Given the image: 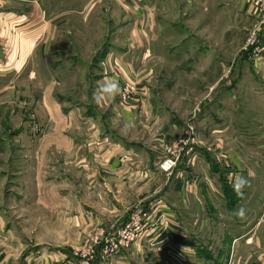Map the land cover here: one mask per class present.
<instances>
[{
  "label": "rangeland",
  "instance_id": "rangeland-1",
  "mask_svg": "<svg viewBox=\"0 0 264 264\" xmlns=\"http://www.w3.org/2000/svg\"><path fill=\"white\" fill-rule=\"evenodd\" d=\"M36 1L44 19L30 28L0 19V264H264V32H249L239 0H47L53 15L63 10L50 21L56 32H46V0ZM106 50L131 66L120 98L125 86L133 98L147 89V127L128 138L154 159L127 189L147 198L104 227L85 215L128 205L125 189L113 193L123 181L106 180L95 129L52 127L60 110L119 108L116 95L98 96ZM59 137L74 144L46 149ZM180 146L173 168L160 169ZM132 217L142 227L122 242Z\"/></svg>",
  "mask_w": 264,
  "mask_h": 264
},
{
  "label": "crops",
  "instance_id": "crops-1",
  "mask_svg": "<svg viewBox=\"0 0 264 264\" xmlns=\"http://www.w3.org/2000/svg\"><path fill=\"white\" fill-rule=\"evenodd\" d=\"M68 1H71L72 3L77 2V0ZM251 1L252 0H239L240 10H245L253 21L249 32H264V16H262V14L254 6H252ZM48 4L49 3L46 0V32H56V27L53 26L50 21L54 17L60 15L61 11L63 10L60 9L58 13L53 15L50 12V6H47ZM36 17L40 20L44 19V13L42 12L40 3L36 0H0V19L4 20L5 22L12 21L14 18L15 22L17 23V21H19L17 19H22V21H25L27 24L25 27L30 28L31 21ZM123 50V54L130 51L129 47L127 50L126 48ZM121 56L122 55L116 56L113 51H104L102 57L103 61L101 62V68L103 69V72L95 78L98 80V83L101 81L103 84L106 80H108L116 82L119 86V83L121 84L122 82H128L132 79L134 80L132 76H129L130 72L128 69L129 67L131 68L130 63L122 60ZM106 68H109L108 72ZM144 77L146 76L142 74L141 84L142 82L144 83L147 81V78ZM137 81H135V84H137ZM139 87L140 88L138 90L137 96L134 98L130 97L128 101H121L119 92L115 94L117 98L116 105L119 108H114L115 105H113V107L108 112L100 110L97 105L93 106L92 104L85 106L81 112L78 108H76L74 110L69 109L67 110L66 114H62L60 110V114L58 116L59 124H55L52 127V130L54 132H58L59 134H61L62 129L68 130L77 127L85 128L87 126L91 130L95 129V133H91L92 135L90 136V141L92 142L91 144H93V147L97 148V150L104 151L105 155L104 157H101V164L107 165V170H112L110 173L108 172L106 180L114 179L123 181L122 188H120V185H117L118 189H115L113 193H116L118 197L121 195L120 190L124 191L125 189L122 197L125 198V203L128 201V205L115 204L112 201L109 202L110 204L108 203L109 205L104 208V211H106L104 213L99 210H92L90 217L85 215V219L87 218L91 224L96 226L102 225L106 227L108 224L120 226L124 222L123 220L126 219L125 213H127L129 206H139L147 198V195H145L143 191L128 190L127 192V189L131 187V182L141 181L148 175L150 176V173L146 171L145 168L149 163L151 164L154 159V152L150 151H148L150 155L148 154L147 158L139 156L138 150H143L144 147H142L139 140H131L128 138V135H130V133L135 130L134 125H140L141 128L147 127L141 118H143V114L146 113L142 106L143 102L146 99L148 100V94L146 92L147 89L145 86L142 85ZM98 96L101 97L104 102L107 100L111 101L112 99V96H108L103 93H98ZM76 118L83 120L79 126L75 124ZM164 138V135H159L157 139H152L154 143H152L153 145L151 144L149 146V149L151 151L152 149H156L153 147L155 146V143L158 144V142H161L164 140ZM52 141L53 140H49L46 142V149L53 148V145L55 149L61 150L65 149L69 145L74 144L73 140L70 138L61 139V137H59L57 141ZM166 142L168 141L166 140ZM96 157L98 158L99 155ZM97 179H102V177L98 174ZM129 198H133V201H131ZM79 213L80 216L76 218V222L81 219L83 220L82 212L79 211ZM82 220L80 222H82ZM129 253L130 252L126 254L129 259H131ZM132 255L134 254L131 253V256Z\"/></svg>",
  "mask_w": 264,
  "mask_h": 264
},
{
  "label": "built area",
  "instance_id": "built-area-1",
  "mask_svg": "<svg viewBox=\"0 0 264 264\" xmlns=\"http://www.w3.org/2000/svg\"><path fill=\"white\" fill-rule=\"evenodd\" d=\"M253 5L262 14V16H264V0H254ZM132 91H133V88L131 86H125L121 92L122 100H126L127 98H129L130 95L132 94ZM173 150H174V152L169 153L168 156H166V158L162 161V163L160 165V169H162L165 172H167L173 168V166L176 164V162L178 160V156L184 150V148H183V146H180V147H177L176 149H173ZM141 227H142V223H141L140 219L132 217L131 221L125 225L124 229L121 232L122 242H124V240H126V239H128V240L132 239L131 238L132 235H128V232L131 228L133 230H139V229H141ZM124 232H126L127 236H125L123 234ZM114 248H116V245L113 244V248L108 249V250L111 252L114 250ZM81 256L82 257H88V253H87L86 249H85V251H81ZM84 263L88 264V260L85 259Z\"/></svg>",
  "mask_w": 264,
  "mask_h": 264
},
{
  "label": "clouds",
  "instance_id": "clouds-1",
  "mask_svg": "<svg viewBox=\"0 0 264 264\" xmlns=\"http://www.w3.org/2000/svg\"><path fill=\"white\" fill-rule=\"evenodd\" d=\"M101 92L108 96H114L115 94L119 92V87L116 82L106 80L101 86ZM247 182L248 181L243 176L238 175L235 177L234 183H233V189L236 192L237 196H242L243 194L242 190L246 186ZM237 215L240 217H243L244 209L240 208L237 211Z\"/></svg>",
  "mask_w": 264,
  "mask_h": 264
}]
</instances>
